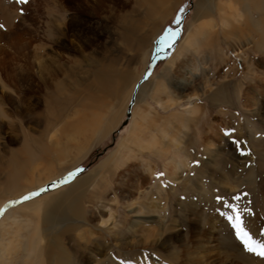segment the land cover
Instances as JSON below:
<instances>
[{
	"label": "rangeland",
	"instance_id": "374dc122",
	"mask_svg": "<svg viewBox=\"0 0 264 264\" xmlns=\"http://www.w3.org/2000/svg\"><path fill=\"white\" fill-rule=\"evenodd\" d=\"M198 1L0 0V209L78 168L69 183L24 202L87 179L81 212L55 227L44 209L8 208L0 264H264L216 199L248 193L239 201L252 209L245 226L264 239V0H206L196 16ZM178 18L180 39L134 100ZM36 50L43 73L31 62ZM189 102L199 112L186 122ZM81 122L93 132L85 152L71 141L62 154L54 140ZM162 128L169 138L159 139ZM149 132L159 141L146 149L147 138L141 146L134 136ZM18 168L24 191L15 196L7 190ZM34 235L41 247L30 254Z\"/></svg>",
	"mask_w": 264,
	"mask_h": 264
},
{
	"label": "bare ground",
	"instance_id": "6f19581e",
	"mask_svg": "<svg viewBox=\"0 0 264 264\" xmlns=\"http://www.w3.org/2000/svg\"><path fill=\"white\" fill-rule=\"evenodd\" d=\"M208 4H207V2H206V0H199L198 1V3H197V8H198V10H197V12H198V14L196 15V16H199L201 13H203V10L205 9V7L207 6ZM225 18H227V17H225ZM224 18V19H225ZM230 20L229 19H225L224 20V26L225 27H229V24H230V22H229ZM206 29H207V27H206ZM210 29V28H209ZM212 29V28H211ZM226 29V28H225ZM200 30V29H199ZM201 31V30H200ZM204 31V30H203ZM207 31V30H206ZM226 31V30H225ZM197 32V31H196ZM228 32V31H227ZM227 32H225V35L227 34ZM194 34H196V33H194ZM195 37V36H194ZM206 37H208V36H206ZM189 38H191L192 39V37H189ZM180 39V38H179ZM188 39V38H187ZM195 39V38H194ZM209 39H210V37H209ZM193 42H196V40H194ZM159 44V43H158ZM157 44V48L159 47V45ZM156 48V49H157ZM44 52H42V51H34L33 52V59H32V65H38V71L40 72V73H43L44 72V62H46V61H44V54H43ZM31 56V57H32ZM48 63V62H47ZM194 63V62H193ZM196 63V62H195ZM195 63L194 64H192V68L194 67V66H196L195 65ZM194 69V68H193ZM192 69V70H193ZM195 70H196V67H195ZM43 71V72H42ZM144 79V76H143V78L141 79V81ZM181 79V78H180ZM146 80V79H145ZM182 80V79H181ZM183 80H185V79H183ZM140 81V82H141ZM142 83V82H141ZM141 83H139L138 84V86H137V88H136V94L134 95V100H135V98H136V96H137V92L139 91V89H140V85H141ZM149 84H151V83H149ZM158 84V83H157ZM180 85H184V83H183V81L182 82H180ZM147 87L149 86V85H146ZM145 86V87H146ZM5 88V87H4ZM151 88V87H150ZM144 90V89H143ZM145 91V90H144ZM146 93V92H145ZM221 94V90H218V91H216L215 93H213L212 94V99H214V100H217V97L218 96H221L220 95ZM199 95V94H198ZM197 94H195V95H193L192 97H191V100L194 98V99H196L197 97H199ZM222 97V96H221ZM189 98V97H188ZM174 100V99H173ZM173 100H169V101H167V103L168 104H170V102L171 101H173ZM175 103V102H174ZM190 103H192V102H189V104ZM162 104V103H161ZM166 104V103H165ZM171 104H173V103H171ZM167 105V104H166ZM163 106H165V105H163ZM162 106V107H163ZM199 112V109H198V107L196 106V105H191L190 104V106L188 107L187 106V108H185V110H184V113L187 115H185V117H184V119L187 117V118H191V117H195L196 116V114ZM1 113H3L1 110H0V114ZM132 113V112H131ZM183 113V114H184ZM95 114V113H94ZM97 114V113H96ZM99 115V114H98ZM95 117V116H94ZM97 117V116H96ZM189 118V119H190ZM188 119V120H189ZM88 120V119H87ZM188 120H186L185 119V121L187 122ZM96 121V120H95ZM94 121V122H95ZM86 122V121H85ZM94 122H93V126H94ZM87 123V122H86ZM97 123H98V121H97ZM97 123H96V125H97ZM111 123V122H110ZM189 123V122H188ZM77 124V123H76ZM89 124H92V123H90L89 122ZM186 124V123H185ZM85 125V124H84ZM87 125V124H86ZM86 125H85V127H86ZM82 126V122L80 123V124H78V125H76V126H74V128H73V130L69 133V135H68V138L66 139V141H61L60 139H56V140H54L55 142H53L54 143V145L55 146H57V148L59 149V151H61V153L62 154H68V153H70L69 152V150L70 149H72L71 148V146L69 145V142H81V144L80 145H78V153L80 154V152H82V151H84L85 152V150H86V148L85 149H83V146H85V145H83L85 142H86V139L89 137V135H87V134H89L90 132L91 133H93L91 130H89V128L87 127V128H85V127H81ZM186 126V125H185ZM92 127V126H91ZM97 127H99L98 125H97ZM146 127V126H145ZM144 127V128H145ZM187 127V126H186ZM100 128V127H99ZM142 128V127H141ZM169 128V127H168ZM94 129V128H93ZM133 129V128H132ZM143 129V128H142ZM146 129V131H148L149 129H147V128H145ZM96 130V129H95ZM95 130H93V131H95ZM144 130V129H143ZM160 131H161V133H160V135H161V138H159V139H163V138H169L168 136H170V135H167V137H166V134L164 133V131H163V128L162 129H159ZM105 131V130H104ZM135 130H132L131 131V134L134 132ZM213 131V130H212ZM135 133V132H134ZM150 133V132H149ZM106 134V133H105ZM151 135H152V133H150ZM99 135H101V134H99ZM104 136V135H103ZM158 137L159 136H157V135H152V136H149V138L148 137H145V138H142V137H140V136H134V138H136L137 139V141H139V143L141 144V142L143 143L144 142V139H146V142H145V145L146 146H144L146 149L147 148H152L153 146H155L157 143H158ZM68 140V141H67ZM180 142H181V140L179 139V138H177V136L175 135V137H172L171 138V145L173 146H179L180 145ZM87 143V142H86ZM73 144V143H72ZM86 146H87V144H86ZM141 146H142V144H141ZM80 148V149H79ZM88 149V148H87ZM28 150V149H27ZM30 151V150H29ZM28 151V152H29ZM83 152V153H84ZM31 155H33V157H32V160L34 161L33 162V164L35 163V162H37V159L36 158H34L35 156H34V154H33V152H32V150H31ZM77 153V154H78ZM81 156V155H80ZM78 159H79V157H77ZM76 158V159H77ZM82 160V159H81ZM106 161V160H105ZM104 161V162H105ZM103 162V164H101L100 165V169L101 168H104L105 167V165H106V163H104ZM36 164V163H35ZM34 164V165H35ZM37 165V164H36ZM75 165V164H74ZM108 165V164H107ZM99 169V170H100ZM95 172V171H94ZM97 173V172H96ZM43 174H45V173H43ZM47 174V173H46ZM22 175H23V171L22 170H20L19 168L17 169V170H14V172H13V174L11 175V178H10V182H11V186L9 187V189L7 190L8 192H9V194H11V195H19L20 193H22V185L20 184V180L22 179ZM92 175V174H91ZM47 176H49V175H47ZM54 178V175H52V174H50V176L47 178V180L48 181H46V182H42V183H40L39 185L41 186V185H44V184H46V183H49L50 181H52V180H54L53 178ZM58 177V176H57ZM40 179H42V178H40ZM44 179V178H43ZM44 180H46V179H44ZM91 181V180H90ZM40 182V181H39ZM70 182V181H69ZM69 182H66V183H64V184H67V183H69ZM64 184H62V185H64ZM61 185V186H62ZM87 185V179L85 180V178L84 179H80V180H75L71 185H69L68 187H66L65 189H62V190H59V191H56V192H53V193H49V194H46V195H44V196H41V197H39V198H36V199H34V200H30V201H27V202H24V203H22L21 204V207H23V208H33V209H40V210H45L44 212H45V220L47 221V222H50L51 224H52V226H56V225H58L61 221L62 222H67V220L69 219V216L71 215V214H74V215H79L78 213H80L81 212V210H80V202L82 201L80 198H82L81 196H83V195H81L83 192H82V189L85 187ZM39 186V187H40ZM37 187V186H36ZM60 187V186H59ZM59 187H57V188H59ZM32 188V187H31ZM57 188H54V189H51V190H49V191H52V190H55V189H57ZM24 191V190H23ZM49 191H47V192H49ZM47 192H45V193H47ZM45 193H43V194H45ZM33 198V197H32ZM20 204V203H19ZM19 204H17V205H19ZM17 205H15V206H17ZM63 206V207H62ZM20 207V206H19ZM61 208V210H59ZM65 208V209H64ZM15 211V210H14ZM11 215H12V213H10L9 211L3 216V218L0 220V224H2V223H4V221L8 218V217H11ZM69 215V216H68ZM13 218V217H12ZM15 221V220H14ZM11 222V221H10ZM16 222V221H15ZM18 222V221H17ZM66 227V226H65ZM40 236H41V234H40ZM44 240V239H43ZM41 241H42V238L41 237H37L36 235H34V239H33V241H31V252L32 253H30V254H35L37 251H39L40 249H39V246L41 245L40 243H41ZM41 247V246H40ZM42 251V250H41ZM2 252V251H1ZM1 254V253H0ZM250 264H252V262L250 263Z\"/></svg>",
	"mask_w": 264,
	"mask_h": 264
},
{
	"label": "snow or ice",
	"instance_id": "6c2138e0",
	"mask_svg": "<svg viewBox=\"0 0 264 264\" xmlns=\"http://www.w3.org/2000/svg\"><path fill=\"white\" fill-rule=\"evenodd\" d=\"M18 3L21 5H26L29 3V0H18ZM181 11H183V9H181ZM175 22L179 24L180 18H178ZM3 27L4 25L0 24V29H2ZM176 34H178V30L177 33H172L173 36H175ZM171 46L172 45L169 44V47ZM231 131L234 132L235 129H232ZM234 143L237 145L238 149L242 144V142L239 139L235 140ZM242 154L245 153L242 152ZM73 175L74 173H69L70 177ZM158 175L163 176V173H159ZM61 182H67V181L64 180ZM53 186H55V184ZM46 190H47L46 188H41L39 189V191H34L23 196L21 200L12 201L10 203L13 204L21 203L22 201L29 200L34 196H38L40 192ZM242 195L243 197H246L248 193H243ZM242 195L237 194L232 197V199L236 201V203L225 202L223 197L217 196L216 199L221 202L224 208L228 209V211L222 212L220 214L226 217V219L230 222L231 227L234 229L236 239L241 242V244L244 246L247 252L252 253L259 257H264V239H255L253 234L245 226L244 216L246 214H250L252 212V209L247 206L245 207L240 206L239 201L242 199Z\"/></svg>",
	"mask_w": 264,
	"mask_h": 264
},
{
	"label": "water",
	"instance_id": "95a60500",
	"mask_svg": "<svg viewBox=\"0 0 264 264\" xmlns=\"http://www.w3.org/2000/svg\"><path fill=\"white\" fill-rule=\"evenodd\" d=\"M177 30H178V34H176L175 36H173L172 33H177ZM182 30H183V22H181V23H180L176 28H174L172 31L168 32V33L166 34V36H164V38H163V40H162L161 42H158V43H159V44H158L159 47H158L157 50L155 51V53H154V55H153V58H152V61H151V63L148 65L147 72L144 74V79H143L141 82L145 81V79H147V78L150 76V74L152 73V71H153V69H154V66H155L156 62L158 61V59H159L160 57L164 56L165 54H168L169 50L174 46V44H175V43L177 42V40L179 39V37H180V35H181V33H182ZM169 44H171L172 46L169 47ZM163 47H164L165 49H164V50H160V49L163 48ZM141 82H140V83H141ZM130 115H131V110H130V112L128 113V116H130ZM78 170H79V171H78ZM82 170H83L82 167H81V168H78V169H76L75 171L71 172V173H74L73 176L70 177L69 174H68V175L62 177L61 179H58V180H56V181H54V182H52V183H50V184H47V185H45V186H42V187H40V188H38V189H36V190H33V191H31V192L39 191V189H41V188H46V189H47L46 191L40 192V194H43V193H45V192H47V191H49V190H51V189L57 188V187L61 186L62 184L66 183V182H61V181H64V180H66L67 182L71 181L72 178H73L76 174L80 173ZM54 184H55V186H53ZM31 192H29V193H31ZM29 193H27V194H29ZM27 194H26V195H27ZM40 194H39V195H40ZM24 196H25V195H24ZM22 197H23V196H22ZM22 197H20V198H18V199H16V200H12V201L21 200ZM34 197H35V196H34ZM12 201H10V202H12ZM10 202L6 203V204L0 209V217L2 216V214H3L8 208L17 205V204H13V203H10ZM22 202H23V201H22ZM18 204H19V203H18Z\"/></svg>",
	"mask_w": 264,
	"mask_h": 264
}]
</instances>
